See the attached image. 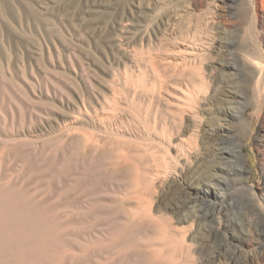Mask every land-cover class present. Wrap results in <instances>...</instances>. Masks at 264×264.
<instances>
[{"label": "bare ground", "instance_id": "1", "mask_svg": "<svg viewBox=\"0 0 264 264\" xmlns=\"http://www.w3.org/2000/svg\"><path fill=\"white\" fill-rule=\"evenodd\" d=\"M235 1L210 2L215 27L199 39L202 64L213 51L219 65L176 77V104L164 102L160 109L159 101L149 100L148 108L160 109L173 122V132L167 129L158 140L136 112L142 130L129 128L128 120L113 127L108 111L117 99L107 93L115 80L91 69L86 56L73 50L64 55L52 39L39 36L32 51L24 49L20 35L38 29L24 16V4L11 3L15 19L0 3V264H264V229L255 220L264 216L259 206L252 208L255 197L246 178H234L248 169L235 167L243 152L229 146L232 122L245 121L240 107L245 93L236 87L239 65L231 54L230 27L217 18L228 16ZM262 63L253 60L248 81L264 116ZM152 65L150 80L140 75L124 83L142 93L166 91L168 76ZM221 86H230L228 92L219 95ZM186 132L191 134L184 139ZM238 186L246 194L235 222L242 234L232 232L212 249L199 232L205 220L213 226L209 235L232 226L224 203ZM201 203L207 214L200 213Z\"/></svg>", "mask_w": 264, "mask_h": 264}, {"label": "rangeland", "instance_id": "2", "mask_svg": "<svg viewBox=\"0 0 264 264\" xmlns=\"http://www.w3.org/2000/svg\"><path fill=\"white\" fill-rule=\"evenodd\" d=\"M135 1L137 0H0V3L11 9L10 12H13L12 16L15 19L19 16L13 10L14 7H12L11 3L20 7L24 4L22 5L23 8L21 7L24 16H27L30 23H33L31 25L34 30L38 29V32L35 30L32 33L34 36L29 33L21 34L22 38L18 36L24 49L26 47V50L32 51L31 49L35 46L34 39H39V36L52 39L59 49L62 47L60 51L62 50L61 52L64 55L74 51L73 53L78 56H86L89 64H92L90 65L91 69L101 70L105 75V79L109 82L115 80V83L110 84L109 92L107 91L109 97L117 99L116 108L113 106L110 108L113 112L115 111V114L110 110L108 111L109 114L111 113L109 117L114 116L112 118L116 122L115 124L111 118L112 121L110 123L112 126L120 127L124 121H129V128L132 127L131 129L135 130L134 128L138 126L136 129H141V126L136 124V120L140 121V119H135V115H133L136 112L139 118L144 119V126L149 128L151 135L153 133L152 136L155 140H158L159 137L157 136H161L167 129L173 132L172 119L166 117L165 113H160V109L165 108L164 102H169V104L177 103L176 95L179 96L180 89L175 84L177 83L176 77L180 75L186 76L191 69L202 67V65L205 69L211 65L213 67L219 65L220 56L213 51L210 54L213 56H208L204 60L205 63L203 62L202 64L201 43L199 42L200 38L205 39L208 37L211 34V28L215 27L213 26L214 24H211L210 14H208L211 12L209 9H211L210 2L212 0H159L156 3L151 0H138L139 7L136 6ZM126 2L131 7L132 13L130 15L127 13V8L125 9ZM29 4H31V7ZM32 9L34 12L31 11ZM222 11L220 8L216 10L217 13ZM228 11V16H221L217 18V21H219L220 25L224 24L230 27L228 36L235 43L231 49V54L234 57V61L239 65V69L235 72V77L237 78L236 87L237 90L245 93V99L240 100V107H242L245 121L243 123L238 120L232 122L233 130L230 134L229 146L235 151L242 150L243 152L242 157L235 163V167L244 166L248 169V171H240L234 178L239 182L241 179L246 178V184L252 188L251 193L255 197L252 202V208L253 206H259L258 209L262 211L264 216V135L262 138L260 136L262 127H264V116L263 112H260L259 105H255L256 99L253 97L251 90L253 85L248 81L249 69L255 66L253 60L262 61L264 65V40L262 41L264 39V0H254V7H252L249 0H237L231 3ZM64 27L68 29L65 30ZM75 30H77L76 33ZM155 30L158 31L154 33ZM81 31L83 32L81 33ZM146 31L149 32H147L149 34L148 38L144 39L143 37L141 39V36ZM138 33L140 34L137 35ZM23 36L26 38L23 39ZM216 36L223 37L220 33H217ZM57 37L59 38L56 41ZM255 37L260 39L259 43L255 41ZM64 46L66 47L63 48ZM124 53L128 54V56H124ZM0 54H3L1 46ZM150 64H155L152 65L154 69L165 72V76L169 77V81L168 77L165 81H167L166 85L169 84L170 86L168 85L167 90L159 94L160 98H157V93L134 91L124 83V80H136L140 75L141 77L139 78H144L145 81L150 80ZM121 74L122 77L120 76ZM120 78L122 79L120 80ZM262 86H264V82ZM229 87L221 86L219 95L228 92ZM149 100L159 101L157 103L162 105L160 106L162 108L158 112L148 108ZM190 134L191 132H186L182 135V138H189ZM152 136L151 138L153 139ZM172 141L174 147H176L178 141L174 137H172ZM171 152L175 154L173 148ZM180 181L182 183L179 178L176 180L178 184H180ZM232 193L233 195L227 198L224 203L226 219L231 220L232 226L229 225L228 227L217 229V231H212V234L209 235L208 229L211 228L212 223L209 220H205V226H202L199 232L200 236L202 234V242L208 243V246L211 245L210 248L212 249L217 248L227 239L229 241V235L232 232L242 234L239 227L237 229L235 222L244 211L240 201L246 198V194H244L243 190H240L239 186ZM200 207L201 209L199 210L202 215L209 212V209L204 204L201 203ZM255 220L258 223L257 228L264 229V219L256 218ZM206 235H209V237H206Z\"/></svg>", "mask_w": 264, "mask_h": 264}]
</instances>
